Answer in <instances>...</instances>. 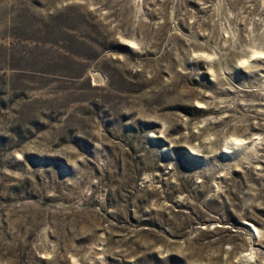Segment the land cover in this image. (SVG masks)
Wrapping results in <instances>:
<instances>
[{
	"label": "rangeland",
	"instance_id": "obj_1",
	"mask_svg": "<svg viewBox=\"0 0 264 264\" xmlns=\"http://www.w3.org/2000/svg\"><path fill=\"white\" fill-rule=\"evenodd\" d=\"M0 264H264V0H0Z\"/></svg>",
	"mask_w": 264,
	"mask_h": 264
}]
</instances>
